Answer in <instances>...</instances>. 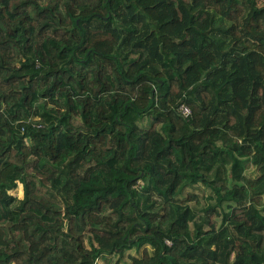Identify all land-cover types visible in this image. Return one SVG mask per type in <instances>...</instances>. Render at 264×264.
<instances>
[{
  "label": "trees",
  "instance_id": "obj_1",
  "mask_svg": "<svg viewBox=\"0 0 264 264\" xmlns=\"http://www.w3.org/2000/svg\"><path fill=\"white\" fill-rule=\"evenodd\" d=\"M100 259L264 264V0H0V264Z\"/></svg>",
  "mask_w": 264,
  "mask_h": 264
},
{
  "label": "rangeland",
  "instance_id": "obj_2",
  "mask_svg": "<svg viewBox=\"0 0 264 264\" xmlns=\"http://www.w3.org/2000/svg\"><path fill=\"white\" fill-rule=\"evenodd\" d=\"M74 120L76 121V122H80V119L79 118H74ZM74 121V122H75ZM249 172H251V173H253V172H256L255 171V168H251L250 170H249ZM12 192H14V193H16V194H18V195H21L22 194V191H21V188L18 190V191H12ZM128 255H127V261L129 262L130 261V258H129V256L130 255H135V251L134 250H132V251H130L129 253H127ZM136 254H138V252H136ZM99 264H105L104 263V261H103V259H100L99 260Z\"/></svg>",
  "mask_w": 264,
  "mask_h": 264
},
{
  "label": "built area",
  "instance_id": "obj_3",
  "mask_svg": "<svg viewBox=\"0 0 264 264\" xmlns=\"http://www.w3.org/2000/svg\"><path fill=\"white\" fill-rule=\"evenodd\" d=\"M180 111L182 112V114L184 116H189L191 115L192 111L190 109V107L188 105H186L185 103H182L180 106Z\"/></svg>",
  "mask_w": 264,
  "mask_h": 264
}]
</instances>
